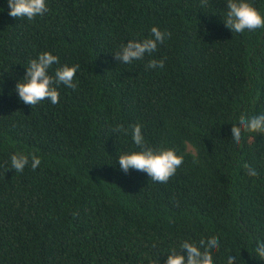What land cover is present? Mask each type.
<instances>
[{"label":"trees","instance_id":"obj_1","mask_svg":"<svg viewBox=\"0 0 264 264\" xmlns=\"http://www.w3.org/2000/svg\"><path fill=\"white\" fill-rule=\"evenodd\" d=\"M46 2L28 20L0 0V264H166L184 241L211 236L213 264L229 255L264 264L254 252L264 240V134L237 144L231 131L242 113L264 114V28H226L227 0ZM247 2L264 16V0ZM152 27L171 36L150 57L115 58ZM43 52L59 57L50 74L78 64V86L32 108L15 87ZM150 59L164 67L147 68ZM136 124L147 146L184 157L167 183L120 168V155L140 150ZM17 152L42 163L15 173Z\"/></svg>","mask_w":264,"mask_h":264},{"label":"clouds","instance_id":"obj_2","mask_svg":"<svg viewBox=\"0 0 264 264\" xmlns=\"http://www.w3.org/2000/svg\"><path fill=\"white\" fill-rule=\"evenodd\" d=\"M207 0H202V6ZM11 11L8 13L13 18H27L33 20L37 16H43L49 11L46 0H8ZM226 28L233 33H243L245 30L255 31L264 28V16L247 0H227V14L223 20ZM170 32L161 31L158 27H152L150 36L142 40H131L124 44L115 53V58L124 64H130L136 60H144L146 56H151L158 48L159 44L165 42L166 37H170ZM166 59V58H165ZM59 64V57L51 52H43L38 58L32 59L26 67V75L15 87L20 100L32 106V108L42 101L48 100L51 104H58L60 93L58 87L64 85L70 89H76L74 82L79 65H63L57 67L54 74H50L53 65ZM165 60L150 59L146 65L149 69L163 68ZM115 133L128 135L129 130L123 124L114 126ZM232 137L239 144L244 133L264 134V114L247 115L242 113L239 116L238 124L232 127ZM131 137L139 151L120 155L118 164L124 172L129 169H136L146 172L151 181L167 183L177 172L184 162V157L178 155L175 149L160 148L159 150L146 145L142 126L136 124L131 127ZM42 163L40 157L35 152L25 154L17 152L11 156L9 170L15 173H23L25 168L30 166L35 171ZM250 176H257L255 169L249 165H244ZM220 248L219 238L211 236L207 240L201 239L199 243L184 241L180 245V251L172 250L167 256L166 264H213V251ZM256 257L264 260V240H258L254 248ZM183 253H186L184 255ZM227 264H237V257L229 255Z\"/></svg>","mask_w":264,"mask_h":264}]
</instances>
